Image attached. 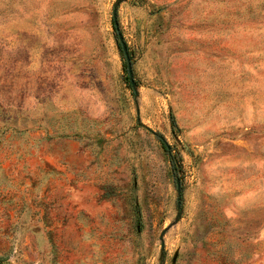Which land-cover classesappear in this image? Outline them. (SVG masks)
<instances>
[{"label":"rangeland","instance_id":"1","mask_svg":"<svg viewBox=\"0 0 264 264\" xmlns=\"http://www.w3.org/2000/svg\"><path fill=\"white\" fill-rule=\"evenodd\" d=\"M0 264H264V0H0Z\"/></svg>","mask_w":264,"mask_h":264},{"label":"water","instance_id":"2","mask_svg":"<svg viewBox=\"0 0 264 264\" xmlns=\"http://www.w3.org/2000/svg\"><path fill=\"white\" fill-rule=\"evenodd\" d=\"M114 24H115V27L117 29V32L119 31V28H118V20H117V10L115 9L114 11ZM119 41H120V45H121V48H122V51L125 55V58H126V63H127V71H128V75H129V79H130V82H131V85L133 88H135L136 84H135V81H134V77H133V69H132V64H131V60L129 58V54H128V51H127V46L124 42V39L122 37V35L119 34ZM178 193L181 194V186L180 184L178 183ZM181 208V203L178 204V209ZM180 217V216H179ZM164 248V244H162V249Z\"/></svg>","mask_w":264,"mask_h":264},{"label":"trees","instance_id":"3","mask_svg":"<svg viewBox=\"0 0 264 264\" xmlns=\"http://www.w3.org/2000/svg\"><path fill=\"white\" fill-rule=\"evenodd\" d=\"M114 27H115V24H114ZM115 30L117 31L116 27H115ZM159 138H161V137L159 136Z\"/></svg>","mask_w":264,"mask_h":264}]
</instances>
